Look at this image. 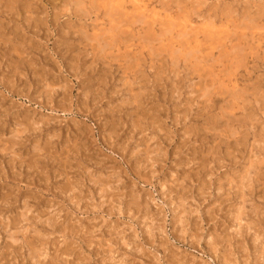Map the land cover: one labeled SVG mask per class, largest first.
<instances>
[{
	"label": "rangeland",
	"instance_id": "1",
	"mask_svg": "<svg viewBox=\"0 0 264 264\" xmlns=\"http://www.w3.org/2000/svg\"><path fill=\"white\" fill-rule=\"evenodd\" d=\"M0 264H264V0H0Z\"/></svg>",
	"mask_w": 264,
	"mask_h": 264
},
{
	"label": "bare ground",
	"instance_id": "2",
	"mask_svg": "<svg viewBox=\"0 0 264 264\" xmlns=\"http://www.w3.org/2000/svg\"><path fill=\"white\" fill-rule=\"evenodd\" d=\"M109 1V0H108ZM135 2V1H134ZM103 3V2H102ZM80 4V3H79ZM106 5V4H105ZM112 8H114L113 6H111ZM111 8V9H112ZM113 10V9H112ZM122 10V9H121ZM133 10V9H132ZM116 11H117V9H116ZM115 12V11H114ZM126 12V11H125ZM131 12V11H130ZM98 13V12H97ZM112 13H113V11H112ZM112 13H111V15H112ZM115 14H117V13H115ZM120 14V13H119ZM122 14H123V12H122ZM122 14H121V16H118V17H122ZM110 15V16H111ZM115 16V15H114ZM113 16V17H114ZM130 16V15H129ZM128 16V17H129ZM133 16V15H132ZM127 18V17H126ZM116 18H114V20H115ZM120 19V18H119ZM137 20H139V19H136V22H137ZM113 21V20H112ZM120 21H121V19H120ZM116 22V21H115ZM123 22V21H122ZM122 22H119L120 24L122 23ZM133 22V21H132ZM139 23V22H138ZM133 24V23H132ZM125 25V24H124ZM115 26V25H114ZM207 29V28H206ZM206 31V30H205ZM108 34V33H107ZM153 34V33H152ZM218 34V33H217ZM132 35V34H131ZM104 36V35H103ZM101 37V36H100ZM223 37H225V36H223ZM150 38V37H149ZM223 39V38H222ZM198 40V39H197ZM213 40H214V38H213ZM193 41V40H192ZM212 41V40H211ZM189 42V41H188ZM184 44V43H183ZM185 47V46H184ZM188 48V47H187ZM201 49V48H200ZM164 50V49H163ZM198 50V49H197ZM154 51V50H153ZM182 51V50H181ZM235 51V50H234ZM200 53V52H199ZM175 54V53H174ZM183 55V54H182ZM182 55H180V56H182ZM189 55V54H188ZM179 56V57H180ZM193 57V56H192ZM197 58V57H196ZM195 59V58H194ZM211 59V58H210ZM175 61V60H174ZM183 61V60H182ZM171 72V71H170ZM263 95V94H262ZM261 101V100H260ZM224 108V107H223ZM221 116V115H220ZM215 117V116H214ZM254 136V135H253ZM184 201V200H183ZM244 206V205H243ZM251 208V207H250ZM242 210V209H241ZM250 210V209H249ZM240 221V220H239Z\"/></svg>",
	"mask_w": 264,
	"mask_h": 264
}]
</instances>
